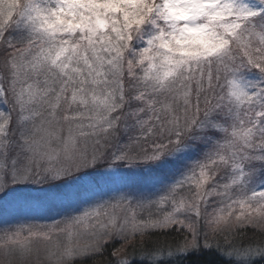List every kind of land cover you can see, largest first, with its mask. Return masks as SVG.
Instances as JSON below:
<instances>
[{
  "label": "snow or ice",
  "instance_id": "6c2138e0",
  "mask_svg": "<svg viewBox=\"0 0 264 264\" xmlns=\"http://www.w3.org/2000/svg\"><path fill=\"white\" fill-rule=\"evenodd\" d=\"M0 264H264V0H0Z\"/></svg>",
  "mask_w": 264,
  "mask_h": 264
},
{
  "label": "clouds",
  "instance_id": "9594fccd",
  "mask_svg": "<svg viewBox=\"0 0 264 264\" xmlns=\"http://www.w3.org/2000/svg\"><path fill=\"white\" fill-rule=\"evenodd\" d=\"M186 13L184 12H179L178 13V16L179 18L181 19H184L186 18ZM202 40V37L199 33L195 32V31H188L186 33V36L183 40H178L177 43L180 44H184V46H192V45H195L196 43L200 42Z\"/></svg>",
  "mask_w": 264,
  "mask_h": 264
},
{
  "label": "trees",
  "instance_id": "16d2710c",
  "mask_svg": "<svg viewBox=\"0 0 264 264\" xmlns=\"http://www.w3.org/2000/svg\"><path fill=\"white\" fill-rule=\"evenodd\" d=\"M206 260L207 261H211L212 260V257H210V256L209 257H206Z\"/></svg>",
  "mask_w": 264,
  "mask_h": 264
}]
</instances>
